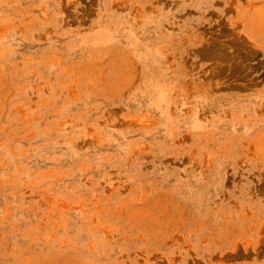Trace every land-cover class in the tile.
<instances>
[{
  "label": "rangeland",
  "instance_id": "obj_1",
  "mask_svg": "<svg viewBox=\"0 0 264 264\" xmlns=\"http://www.w3.org/2000/svg\"><path fill=\"white\" fill-rule=\"evenodd\" d=\"M0 264H264V0H0Z\"/></svg>",
  "mask_w": 264,
  "mask_h": 264
}]
</instances>
